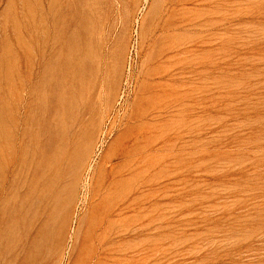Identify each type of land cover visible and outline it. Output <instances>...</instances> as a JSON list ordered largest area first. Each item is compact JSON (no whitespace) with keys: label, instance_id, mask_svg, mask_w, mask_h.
Wrapping results in <instances>:
<instances>
[{"label":"rangeland","instance_id":"1","mask_svg":"<svg viewBox=\"0 0 264 264\" xmlns=\"http://www.w3.org/2000/svg\"><path fill=\"white\" fill-rule=\"evenodd\" d=\"M0 264H264V0H0Z\"/></svg>","mask_w":264,"mask_h":264},{"label":"bare ground","instance_id":"2","mask_svg":"<svg viewBox=\"0 0 264 264\" xmlns=\"http://www.w3.org/2000/svg\"><path fill=\"white\" fill-rule=\"evenodd\" d=\"M137 117V116H136ZM90 126V125H89ZM83 129V128H82ZM60 133V132H59ZM48 137V136H47ZM49 138V137H48ZM47 138V139H48ZM51 138V137H50ZM50 138L48 139V140H50ZM47 141V140H46ZM47 144V143H46ZM48 146V145H47ZM46 148V147H45ZM49 149V148H48ZM101 165V164H100ZM91 167V165H89V168ZM102 167V166H101ZM75 169V168H74ZM104 169V168H103ZM76 170V169H75ZM105 170V169H104ZM70 172V171H69ZM117 172V171H116ZM86 173V172H85ZM113 174H115V173H113ZM102 175V174H101ZM103 176V175H102ZM101 176V177H102ZM85 178H87V176L85 177ZM101 179V178H100ZM114 180V179H113ZM83 182V181H82ZM99 182V181H98ZM112 182V181H111ZM106 183V182H105ZM104 183V184H105ZM109 186V185H108ZM122 186V185H121ZM93 187V186H92ZM103 187V186H102ZM121 189H123V188H121ZM101 190V189H100ZM113 190V189H112ZM103 191H104V189H103ZM109 191V190H108ZM121 193H122V191L121 190H119ZM97 192V191H96ZM110 192V191H109ZM108 192V193H109ZM114 192V191H113ZM117 192V191H116ZM116 192H115V194H116ZM108 195H110V194H108ZM96 196V195H95ZM93 197H94V194L93 193H91V195H90V202H92L93 201ZM109 197V196H108ZM111 197H112V195H111ZM120 197V196H119ZM96 198V197H95ZM110 198V197H109ZM117 198V197H116ZM115 198V200L117 201V199ZM112 199H114V198H112ZM125 199V198H124ZM110 200V199H109ZM106 201H107V199H106ZM112 201V200H111ZM131 201V200H130ZM108 203V202H107ZM106 204V203H105ZM109 204V203H108ZM112 204H110V206H111ZM106 207H109V205H107ZM105 207V208H106ZM123 207H124V205H123ZM109 209V208H108ZM118 209V207H113V208H111L110 209V212L109 213H112V212H114V211H116ZM131 209H133V208H131ZM107 210V209H106ZM129 210H130V208H129ZM133 211V210H132ZM117 213V212H116ZM103 214H104V211H103ZM20 215V214H19ZM65 217V216H64ZM103 217V216H102ZM104 218V217H103ZM102 218V219H103ZM107 218V217H106ZM130 218H131V216H130ZM51 219V218H50ZM98 220V219H97ZM105 220V219H104ZM79 221V220H78ZM81 222V221H80ZM112 222V221H111ZM52 223V222H51ZM99 223V222H98ZM100 224V223H99ZM61 225V224H60ZM103 225V224H102ZM109 225H110V223H109ZM119 225V224H118ZM63 226V225H62ZM84 226V225H83ZM114 226V225H113ZM116 226V225H115ZM109 227V226H108ZM119 227V226H118ZM96 228H98V227H96ZM107 229H109V228H107ZM130 229V228H129ZM77 232L76 233H78L79 232V230H80V224H78V226H77ZM82 231V230H81ZM74 233V232H73ZM105 233V232H104ZM106 233H108V231L106 232ZM134 233V232H133ZM92 234V233H91ZM110 234V233H109ZM108 234V235H109ZM75 235V234H74ZM81 235V234H80ZM86 235H87V233H86ZM107 234H106V236H108ZM119 234H117V236H118ZM70 236V235H69ZM105 237V236H104ZM71 238V237H70ZM74 238V237H73ZM108 238V237H107ZM107 238H106V240H107ZM105 239V238H104ZM109 239V238H108ZM111 239H112V237H111ZM73 240V239H72ZM88 240H89V238H88ZM75 244V243H74ZM94 244V243H93ZM93 244H92V246H93ZM97 244V243H96ZM73 245V244H72ZM71 245V246H72ZM100 245V244H99ZM94 247V246H93ZM71 248V247H70ZM98 248V247H97ZM106 248V247H105ZM72 249V248H71ZM94 249V248H93ZM101 250L103 249V247L102 248H100ZM98 250V249H97ZM119 250V249H118ZM92 251V250H91ZM96 252V251H95ZM132 252H133V250H132ZM97 253V252H96ZM99 253V252H98ZM90 254H92V253H90ZM98 257V256H97ZM100 257V256H99ZM106 258H107V256H106ZM90 259V258H89ZM95 259V258H94ZM29 262H30V260H29ZM26 263H28V262H26Z\"/></svg>","mask_w":264,"mask_h":264}]
</instances>
